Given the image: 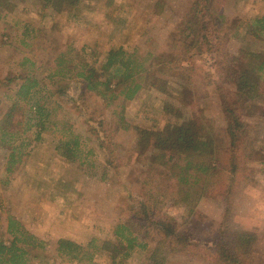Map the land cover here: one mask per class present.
<instances>
[{"label": "rangeland", "instance_id": "1", "mask_svg": "<svg viewBox=\"0 0 264 264\" xmlns=\"http://www.w3.org/2000/svg\"><path fill=\"white\" fill-rule=\"evenodd\" d=\"M53 4L54 8L43 0L0 4V116L18 88L14 83L5 87L4 78L21 73L44 84L39 97H44L49 114L45 131L32 128L40 139L31 143L32 151L13 174L5 173L10 149L0 143V225L4 228V217L12 215L46 243L40 260L78 264L58 257L56 242L67 239L84 246L92 238L109 239L113 227L133 215L131 208L138 211L142 175L157 149L173 157L169 166L185 161L210 163L211 151L195 144L203 127L201 116L211 121L216 144L228 143L217 92L202 80H207L206 73L214 75L215 60L221 58L215 54L203 63V58L193 57L190 63L194 62L196 75L186 80L180 72L182 64L161 72L157 67L155 75L167 81L164 93L144 84L135 99L123 102L119 98L109 107L77 81L70 82L63 95H49L56 84L46 78L61 51L74 49L97 69L110 52L119 51L124 59L148 68L153 57L171 43L187 45L182 21L192 13L196 0H84L77 4L53 0ZM212 8L222 14L227 28L224 50L235 53L252 20L264 15V0H218ZM253 42V49L264 57V38ZM26 59L35 65L22 66ZM225 86L234 92L231 82ZM239 104L253 156L243 162L231 193L203 196L183 229L203 243L219 236L231 241L250 236L256 253L252 264H264V94L253 101L240 99ZM21 105L27 113L25 103ZM24 137L30 138L31 132L16 141ZM74 137L81 142L79 149L74 155L61 154L56 148L59 139ZM96 138H104L105 151L98 148ZM169 166L158 170L166 173ZM156 215L182 223L185 211L166 198L159 202ZM151 233L143 239L153 246L160 235L155 230ZM164 253L162 264H212L202 254L172 251L169 245ZM142 258L134 253L124 264H144ZM98 261L104 263V258Z\"/></svg>", "mask_w": 264, "mask_h": 264}, {"label": "trees", "instance_id": "2", "mask_svg": "<svg viewBox=\"0 0 264 264\" xmlns=\"http://www.w3.org/2000/svg\"><path fill=\"white\" fill-rule=\"evenodd\" d=\"M2 1L0 0V4ZM69 1L77 4L84 0ZM216 1L218 0H196L192 13L182 21L189 43H171L168 50L153 57L148 68L134 64L130 58L124 59V54L119 51L110 52L100 69L86 63L74 49L61 51L55 57L54 69L46 79L55 83L56 89L49 95H63L69 83L77 81L109 107L119 98L123 102L135 99L144 84L164 93L167 81L155 75L153 70L157 67L158 72H161L169 66L174 70L182 64L180 72L186 80L190 74L196 75L194 62L190 63L193 57L203 58L201 60L204 63V58L214 57L216 54L215 58L221 60H215L217 64L214 75L206 73L204 77L207 80H202L217 92L228 139L226 145H217L211 121L201 116L203 127L196 134L195 144L211 151L210 163L185 161L169 166L173 157L166 151L157 149L142 175L138 211L131 208L133 215L113 227L109 239L92 238L84 246L71 240L59 239L55 249L58 257L78 264H124L134 253H141L144 264H162L165 247L169 245L172 251L202 254L212 264L253 263L256 253L253 250L254 240L250 236H239L234 241L219 236L203 243L194 238L192 232L183 229L203 196H228L237 185L239 169L243 167V162L253 156V151L247 144L248 130L241 117L239 102L240 99L253 101L259 94H264V57L253 49V41L264 38V15L252 20L251 27L246 30L245 38L235 53L227 52L223 47L227 29L223 16L215 14L212 8ZM43 2L45 6L54 8L53 0ZM36 35H41V32L36 31ZM26 62L31 67L35 65L28 59L20 64L24 66ZM4 82L7 88L13 83L18 87L11 103L0 116V143L10 149L5 173L10 175L32 151L29 147L31 143L40 139L38 132L47 129L49 114L42 102L44 97H39L44 84L35 76L22 73L6 75ZM230 82L234 86V92L225 86ZM22 103L27 106V113L24 112ZM99 126L102 127V121ZM33 127L39 131L33 133ZM53 128L57 129L55 125ZM30 132V138L24 137L21 141H16ZM96 140L98 148L105 151L107 146L104 145V138ZM58 142L57 150L61 154L71 155L75 154L81 143L77 137L68 141L59 139ZM162 166H169V170L166 173L160 172L158 168ZM166 198L183 207L185 216L182 217V223L156 215L159 202ZM3 222L5 227L0 225V264H30V261L47 264L39 259L40 254L46 252L45 242L29 233L12 215L7 214ZM152 230L160 235L153 246L143 239L144 236L148 238ZM102 257L104 263L98 261Z\"/></svg>", "mask_w": 264, "mask_h": 264}]
</instances>
